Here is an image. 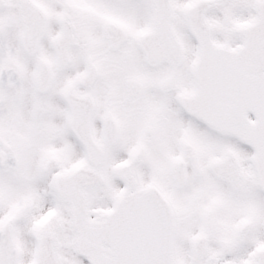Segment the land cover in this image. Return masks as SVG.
Wrapping results in <instances>:
<instances>
[{
	"label": "snow or ice",
	"instance_id": "obj_1",
	"mask_svg": "<svg viewBox=\"0 0 264 264\" xmlns=\"http://www.w3.org/2000/svg\"><path fill=\"white\" fill-rule=\"evenodd\" d=\"M0 264H264V0H0Z\"/></svg>",
	"mask_w": 264,
	"mask_h": 264
}]
</instances>
